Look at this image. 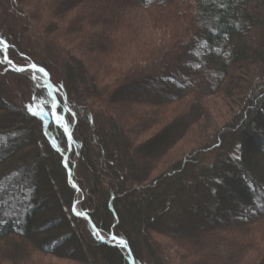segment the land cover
Wrapping results in <instances>:
<instances>
[{"label":"trees","instance_id":"16d2710c","mask_svg":"<svg viewBox=\"0 0 264 264\" xmlns=\"http://www.w3.org/2000/svg\"><path fill=\"white\" fill-rule=\"evenodd\" d=\"M4 1L0 51L54 79L71 140L43 74L0 64V264H128L95 231L134 264H264V0ZM64 18L76 50L49 32ZM216 103L230 117L196 139ZM77 189L91 226L72 213Z\"/></svg>","mask_w":264,"mask_h":264},{"label":"rangeland","instance_id":"374dc122","mask_svg":"<svg viewBox=\"0 0 264 264\" xmlns=\"http://www.w3.org/2000/svg\"><path fill=\"white\" fill-rule=\"evenodd\" d=\"M0 5L3 7V9L1 10H4V11H8L7 10V7H6V4H5V1L4 0H0ZM24 11H27L26 7L24 8ZM28 11H31V9H29ZM13 13V12H12ZM14 15L16 13H13ZM73 14V13H72ZM71 14V15H72ZM46 17L42 16V15H38L36 21H32L30 23L31 26H36V27H39L37 25V21L39 20V25L45 23V19ZM66 19L64 18L63 20H56V21H46V22H50V25H52L53 29L49 32H52L54 30H57L55 32V36L57 37L56 41L58 42V45L59 42L61 41V43L63 44L62 46H64L67 50H76L77 49V41L76 42H73L74 41V38L73 37H65L64 35H60L58 32L60 31V29L65 25L64 21ZM33 23V24H32ZM67 24V23H66ZM158 34H154L155 37H157ZM55 36H54V39H55ZM143 40H146V42L148 43V41L150 40V38H144V39H141L139 41L136 42V45L134 47V50L136 53L132 52L129 56H127L128 60H126V64H129V62L133 59V58H136L137 57V53L138 51L143 48V47H146L144 45V42ZM64 42H67V45L65 46L64 45ZM141 42V43H140ZM154 43V41H153ZM66 44V43H65ZM63 47V48H64ZM3 48V47H2ZM64 48V49H65ZM23 48L19 47L16 48V53H18V57H19V60H24L23 56L21 55L22 52H23ZM3 51V53H1ZM2 51H0V61H4V57L6 55V51L5 49H3ZM39 52V51H38ZM35 54H38L37 51H34ZM45 53H47L45 51ZM42 55L46 58L48 53L47 54H44V52H42ZM51 56V55H49ZM17 57V56H16ZM52 57V56H51ZM8 60V58H7ZM10 61V60H8ZM24 63V61L22 62ZM0 64L5 67L6 69H11V70H14V66H16L13 62L11 63H8L7 61H4V62H0ZM32 63L30 62L29 64L26 65V67H24V69H26L27 71L31 70L29 69V65H31ZM113 64V67L116 68V64L112 63ZM25 70V71H26ZM97 73V72H95ZM97 75H99L98 78H96L97 80V84L100 83V82H106L105 81V78H104V75L103 74H100L98 73ZM114 75L112 76H109V79L111 80L113 78ZM54 81V79L52 80ZM49 84V83H48ZM48 87V86H47ZM54 93V97H55V91L53 92ZM49 99H50V103H51V108H52V112H53V120H54V123L58 125V127L62 130V132L65 134V136L67 137V134L65 133L64 129L66 127V124H65V116L64 114L63 115H59L58 113V108H59V104L57 102V104H55V102L52 100L51 96H49ZM56 100V99H55ZM211 102V101H210ZM214 111L212 114H209L208 118L206 119V121H204L201 125V127L199 128V130L197 131V133H195L194 137L197 139L198 137H202V133H203V136H206L208 139L210 136H212L214 133H215V130L222 125V122L227 120L230 115L228 114V111L227 109L225 108V106H223L222 103H216V105L214 106ZM55 108H56V111H55ZM216 111V112H215ZM65 113V111H64ZM57 114V117L55 118V115ZM150 127H148L149 129ZM200 131V132H199ZM150 132V131H149ZM148 132V133H149ZM201 133V134H200ZM193 136V135H190L188 137H186V139H184V141H182L181 143H179L175 148H173V150H171L169 153H168V158L171 156L172 157V161H175L179 158H181L192 146H193V141L194 139H191L190 137ZM141 137V136H140ZM139 137V138H140ZM67 139H69L67 137ZM5 139L2 138V140H0V143L1 142H4ZM69 141V140H68ZM192 142V146H191V143ZM71 150V149H70ZM175 158V159H174ZM210 161L206 162V163H209ZM64 167V166H63ZM160 166L156 165V168L159 169ZM67 173L69 172L67 170V166L66 168H64ZM157 171V170H156ZM79 198V199H78ZM84 201H85V195L84 193L81 191V192H77L76 191V201L72 207V213L75 215V216H83V214L85 213V211L82 209L83 205H84ZM98 234V233H97ZM99 235V234H98ZM101 236V235H99ZM95 238L97 240H101V239H98L97 238V235H95ZM112 237H105V239L103 238L102 241H104L105 243L107 244H110V245H114V242L113 240L111 239ZM2 251H7L6 247H3L1 246L0 247ZM123 252H124V255H127V259L129 261V255L126 253V251L122 248ZM5 255V254H4ZM25 260L21 263V262H17L16 264H74L73 262L71 261H63V260H59L57 258H54L52 256H48V255H44V254H40V253H36V254H32V255H29L28 254V257L27 258H24ZM25 262V263H24Z\"/></svg>","mask_w":264,"mask_h":264},{"label":"water","instance_id":"95a60500","mask_svg":"<svg viewBox=\"0 0 264 264\" xmlns=\"http://www.w3.org/2000/svg\"><path fill=\"white\" fill-rule=\"evenodd\" d=\"M31 65H33V64H31ZM29 69H31V68H29ZM31 70H33V69H31ZM45 77V76H44ZM45 79L48 81L49 80V83H53V81L50 79V77H49V75H47V77H45ZM53 89V87H51V88H48V96H50L51 95V93H52V90ZM55 111H56V108H55ZM57 112V111H56ZM57 117V114L55 115V118ZM67 137H68V135H67ZM63 166H64V168H66V162L64 161V163H63ZM69 174V173H68ZM76 191H78V192H81L80 190H76ZM85 215V216H84ZM85 217V218H84ZM81 218H84V221L89 225V226H91V221H90V219H89V216H88V213H87V211L85 212V214H83V216H81ZM95 231V230H94ZM95 233H96V231H95ZM112 239V238H111ZM113 240V239H112ZM101 242H103L104 244H106V245H108V246H110V247H115V248H118V249H121L122 247H126L127 249H128V252H129V261H128V264H134V256H133V253H132V251H131V249L130 248H128L127 246H125L124 245V243H121L120 241H117V240H113V242H114V245H110V244H107V243H105L104 241H102V240H100Z\"/></svg>","mask_w":264,"mask_h":264},{"label":"snow or ice","instance_id":"6c2138e0","mask_svg":"<svg viewBox=\"0 0 264 264\" xmlns=\"http://www.w3.org/2000/svg\"><path fill=\"white\" fill-rule=\"evenodd\" d=\"M0 44H4V41L0 40ZM7 48V45H5V50ZM4 61H7L8 63H11V61H8L7 60V56L5 55L4 57ZM4 61H0V62H4ZM29 68L35 70V72H38V73H42L43 76L47 77L48 73L43 69V68H39L37 65L33 64V65H29L28 66ZM14 70L16 71H25L26 69H24L23 67L21 66H14ZM32 79L35 81L36 80V75L34 74L32 76ZM28 107V111L32 114V115H35V112L32 111V107L31 106H27ZM65 133L68 135V138L69 140H71V133L69 131V129L67 127H65L64 129ZM94 235H97V238L98 239H101L103 240V237L102 236H99L97 233H94ZM113 240L116 239V237H112ZM123 243V242H121ZM126 246V245H125Z\"/></svg>","mask_w":264,"mask_h":264},{"label":"bare ground","instance_id":"6f19581e","mask_svg":"<svg viewBox=\"0 0 264 264\" xmlns=\"http://www.w3.org/2000/svg\"><path fill=\"white\" fill-rule=\"evenodd\" d=\"M45 83H46V89H47V91H48V88H50L49 87V81H47L46 79H45ZM48 86V87H47ZM51 97H52V99H53V101L55 102V104H57V102H56V100H55V98L53 97V95H52V93H51V95H50ZM125 251H126V253L128 254V255H130L129 254V252H128V249L126 248V247H122Z\"/></svg>","mask_w":264,"mask_h":264}]
</instances>
